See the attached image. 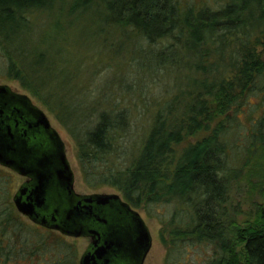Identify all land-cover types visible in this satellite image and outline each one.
Here are the masks:
<instances>
[{
    "label": "trees",
    "instance_id": "obj_1",
    "mask_svg": "<svg viewBox=\"0 0 264 264\" xmlns=\"http://www.w3.org/2000/svg\"><path fill=\"white\" fill-rule=\"evenodd\" d=\"M122 63L190 76L136 137L119 76L110 100L97 89ZM0 77L65 130L90 190H113L158 222L166 264H187L178 260L191 248L204 249L201 264H264V114L241 145L233 137L248 99L264 97V0H0ZM14 179L0 168V264H78L66 237L16 212ZM233 191L251 200L242 221Z\"/></svg>",
    "mask_w": 264,
    "mask_h": 264
},
{
    "label": "water",
    "instance_id": "obj_2",
    "mask_svg": "<svg viewBox=\"0 0 264 264\" xmlns=\"http://www.w3.org/2000/svg\"><path fill=\"white\" fill-rule=\"evenodd\" d=\"M0 168L27 179L12 198L19 215L66 238L90 239L78 264H112L121 253H134L131 242L118 239L126 224H133L140 248L137 264H142L151 238L138 214L129 211L119 194H75L74 175L58 133L27 96L4 85H0ZM115 205L132 219L124 220Z\"/></svg>",
    "mask_w": 264,
    "mask_h": 264
},
{
    "label": "rangeland",
    "instance_id": "obj_3",
    "mask_svg": "<svg viewBox=\"0 0 264 264\" xmlns=\"http://www.w3.org/2000/svg\"><path fill=\"white\" fill-rule=\"evenodd\" d=\"M181 3L189 4V5H197L202 4L204 0H178ZM207 0H205L206 2ZM211 1V0H210ZM207 4V3H206ZM212 4V3H209ZM95 15L94 12H89L86 14L84 21H89L92 19V17ZM80 23V20L77 21V24L82 25ZM44 25V23H42ZM87 25V24H83ZM84 39L88 40L85 41L86 43H91L89 38L85 37ZM83 37H75V39H71L73 42H83ZM111 39V38H110ZM73 51L71 56L75 59L73 61H76L78 56V51L76 48H72ZM87 50V49H85ZM102 51V49H100ZM106 52V51H105ZM107 53V52H106ZM85 54L84 51H82L81 56ZM106 58L104 62H108L110 60V56L108 54H105ZM71 58V57H70ZM181 59V57H178V59ZM72 59V58H71ZM184 68V67H183ZM76 69V65H73L72 73H74ZM129 68L126 66V63H122L121 65L116 66V72L113 70L112 72H107L108 74H104L102 80L97 85L98 94H104V97L110 100L113 90L111 87V83L115 80L114 78L116 76H119L120 78V85L119 87H122L124 91L129 95L131 99H129V102L127 105H135L136 112L133 113V107L131 106L133 117L131 118L132 121V128L134 131V135L140 134L142 131H144V123L146 122V116L147 112L150 108H153L157 105L158 101H163V98H168L173 93L179 91V90H185L189 81V74L184 73L185 69L178 70L174 73H153L152 70L148 71H135L132 73H129ZM176 68L174 69V71ZM120 71V72H119ZM189 76V77H188ZM86 75L83 76L85 78ZM118 78V77H116ZM0 85H4L9 87L12 91L27 96L31 102L39 109L41 110L44 115L46 116L47 120L49 121V124L51 127L58 133L61 140L65 144L66 149V157L70 164L71 170L74 175V192L80 195H89L92 193L95 194H117L113 190H110L108 188H100L96 191L90 190L83 182L79 166L77 164L76 160V149L73 141L71 138L67 135L65 130L60 127V125L56 122V120L51 116L45 108H43L34 98H32L25 90L21 89L18 83L13 81H8L4 77H0ZM166 101L169 100L165 99ZM264 97L263 95L257 94V96L252 95L248 99V105L243 107L241 109V113L238 114L239 120L238 123H240L241 129L238 132V129L235 131V134H233L234 138H238L239 145L242 144V142L246 139L245 131L247 127L250 126L249 120H257L264 114ZM250 104V105H249ZM260 104H263V107L260 108ZM135 123V124H134ZM133 133V132H132ZM133 135V134H132ZM248 139V138H247ZM244 155L241 154V150H239L238 155L234 158L232 156V164L234 167L239 168L243 161ZM5 170V169H4ZM7 171V170H6ZM10 173V171H9ZM15 176L14 183L12 185V189L14 192H16L19 188V186L23 183V179L20 177ZM232 203L235 206L237 212L240 213L238 216V220L242 221L244 218L243 214L249 213L251 210V200L248 195H246V192H235L232 193ZM169 211H171V207L167 208ZM139 214L141 215L143 221L145 222V225L147 229L150 232V235L152 237V248L148 255L146 264H166L165 255H166V247L161 244L159 235H160V225L158 222L154 219L148 218L142 210H137ZM164 209L160 208L159 212L164 213ZM30 223V222H29ZM68 239V242L70 244H73L76 247L78 258L83 254L85 251L88 241L85 239ZM205 256V251L203 248H191L189 251L182 257L178 258L180 263H187L190 264L191 262L199 263L201 264L203 262Z\"/></svg>",
    "mask_w": 264,
    "mask_h": 264
},
{
    "label": "flooded vegetation",
    "instance_id": "obj_4",
    "mask_svg": "<svg viewBox=\"0 0 264 264\" xmlns=\"http://www.w3.org/2000/svg\"><path fill=\"white\" fill-rule=\"evenodd\" d=\"M51 126V125H50ZM52 128V127H51ZM53 129V128H52ZM54 130V129H53ZM60 137V136H59ZM65 154H66V149H65ZM67 158V157H66ZM68 161V160H67ZM69 163V162H68ZM70 165V164H69ZM71 168V167H70ZM8 171V170H7ZM12 173V172H11ZM23 179V183L27 180L25 178H21ZM74 187V185H73ZM77 194V193H75ZM95 193H92V194H89V195H93ZM78 196L80 194H77ZM80 196H88V195H80ZM120 196V195H119ZM121 198V196H120ZM121 202L126 204V202L121 198ZM115 210L119 211L121 214H123V211L120 209V207L118 205H115L114 206ZM129 211L130 212H134L136 214H138V216L140 217V219L143 221L141 215L139 214V212L137 210H134L132 209L131 207L129 208ZM122 218L124 220H126L127 222H129L131 219H132V215L128 212L124 213ZM143 224L145 225V222L143 221ZM146 227V225H145ZM147 229V227H146ZM147 231L149 232V230L147 229ZM118 233H120L118 235V239L120 242H122L125 238V240H128L129 242L132 243L134 249H135V252L132 253V254H123L121 253L120 255H118L115 259H113V262L112 264H137L139 262V257H138V253H139V250L140 248L138 247V240H137V236H136V233H135V230H134V227H133V224H126V229L125 230H122V231H119ZM124 233V234H123ZM149 235H150V232H149ZM150 238H151V247H150V250L148 251V253L144 256L143 260H142V264H146V261H147V258H148V255L151 251V248H152V237L150 235ZM80 239H85L88 241V245L85 249V251L87 250V248L89 247L90 245V239L89 238H80ZM123 249H125V247H122ZM84 251V252H85ZM83 252V253H84ZM167 252V251H166ZM167 255V253H166ZM166 255H165V258H166ZM166 261V260H165Z\"/></svg>",
    "mask_w": 264,
    "mask_h": 264
}]
</instances>
